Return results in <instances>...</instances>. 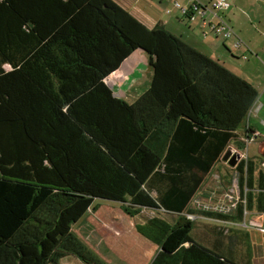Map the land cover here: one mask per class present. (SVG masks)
Returning <instances> with one entry per match:
<instances>
[{"label":"trees","instance_id":"16d2710c","mask_svg":"<svg viewBox=\"0 0 264 264\" xmlns=\"http://www.w3.org/2000/svg\"><path fill=\"white\" fill-rule=\"evenodd\" d=\"M136 50L148 54L152 76L129 103L107 81ZM258 95L219 60L114 0H0V264L67 256L104 264L72 230L96 198L130 215L177 213L176 225L159 215L136 225L158 246L149 264H251L232 246L220 253L195 240L181 213L240 221L245 210L264 211L255 158L232 167L235 207H188ZM153 177L166 182L163 194L149 188ZM242 240L250 246L247 232Z\"/></svg>","mask_w":264,"mask_h":264},{"label":"crops","instance_id":"0c3cea01","mask_svg":"<svg viewBox=\"0 0 264 264\" xmlns=\"http://www.w3.org/2000/svg\"><path fill=\"white\" fill-rule=\"evenodd\" d=\"M120 6L128 10L132 15H134L137 19H139L142 23H144L147 27H154L156 25H163L166 29H168L173 34L179 36L182 40L186 41L190 45L196 47L203 53L219 60L226 66L229 70L234 72L237 75L248 79L241 74L239 71V64L231 63L225 58L224 51L222 50L220 44L217 40L208 37V33L206 35H201L198 26H201V19L199 16H196L194 20H189L185 16L187 23L182 22L178 14L176 13V8H174L172 2L170 0H114ZM194 0H182L179 2L182 6L189 7ZM201 3L208 4L211 0H197ZM231 2L229 8L221 12L223 18L232 26L233 31L235 33V37H239L242 40V45L238 48L239 51L236 53L240 56H245L246 53L252 57L253 55L258 57H264V0H228ZM207 16V15H206ZM179 23V25H178ZM201 28H203L201 26ZM205 31V30H204ZM217 37V36H216ZM215 37V38H216ZM234 37V38H235ZM233 38V39H234ZM225 44V46H224ZM222 45L225 47L227 53L231 55L233 59H238L237 56H233L230 49L226 46L227 43L223 40ZM144 53V55L139 53ZM147 61L148 63V54L143 50H136L132 52L120 65V67L114 71V73H118L119 79L116 83H114L115 95L126 100L127 102H133L141 93H143L148 86L150 85V80L152 76V70H146L144 68L143 73L138 75V63L141 61ZM240 72V73H239ZM131 76H135L132 82H130L129 78ZM264 80V77L261 78ZM135 85H132L134 84ZM253 85V84H252ZM254 86V85H253ZM255 87V86H254ZM262 87L264 88V81L262 83ZM123 88V89H122ZM136 88V89H135ZM256 88V87H255ZM257 89V88H256ZM136 90V91H135ZM258 91V90H257ZM127 95V96H126ZM261 100L263 103L261 105L256 106V110H259V107H264V95H262ZM256 103V102H255ZM254 103V104H255ZM254 108V105L253 107ZM250 109V111L252 110ZM264 124V121H261ZM250 127L251 130L257 131V128L254 124L248 123L245 124L244 127ZM246 127V128H247ZM239 128L236 130V134L239 136L238 140H242L245 135V129ZM224 153V152H223ZM223 156V155H222ZM226 161L223 159L221 162L217 161L212 170L216 167H222L224 174L218 172V176L215 180L217 184L220 186V194L218 195L216 201L222 199L224 188L223 177L226 176L227 169L223 166ZM222 163V164H221ZM212 170L210 173H212ZM149 188L154 189L157 186L160 188V192L163 194L165 189L164 186L167 185L164 182L161 186L159 183H156V179L151 178L149 180ZM202 192L199 189L194 196L192 197L188 207L189 208H201V206H193V199L200 195ZM213 198V197H212ZM116 202V201H113ZM94 203V202H93ZM118 204L117 207L111 208L110 206L96 205L95 209H88L86 213L77 221L76 227L72 226V230L78 237L92 250L94 251L100 258L104 253L102 246L105 249V253L113 252L115 249L117 250H128V255L132 256L129 259L124 257V261L126 264H138V249L142 253L147 254V251L150 253H156L158 250V246L142 236L138 230L136 225L138 223L144 221H138V215L141 214L144 210H149V208H141L140 212L135 213L134 215H130L126 213L122 208L121 202H116ZM227 203V201L225 202ZM197 204H199L197 202ZM137 208V207H135ZM158 213H166L163 210H155ZM169 216L177 217V213L168 212L166 213ZM185 214L187 217L192 216L194 218H204L208 220L219 221L222 224H208L206 222H202L200 227L198 228L199 234H196V237H193L195 240L200 243L206 245L207 247L217 250L220 253L227 252L229 247L232 246L235 250L237 245L244 244L242 240V235L247 232L249 237V243L251 241L255 242L257 245L263 244L264 235L255 228L249 227V230H244L243 227L238 226L237 223L239 220L234 221H223L219 219L209 218L203 215H190ZM158 215V214H157ZM152 216V215H151ZM141 218V217H140ZM247 223L250 225H254L257 223H261L264 225V211H257L256 209L250 210L246 217ZM194 222V221H193ZM223 224L231 225L229 227L230 235L228 237L223 236V228L226 227ZM251 231L255 233L254 237L251 236ZM230 236H234V238H229ZM231 240H234L231 243ZM150 241V242H149ZM95 242V243H94ZM253 242V243H254ZM254 243V244H255ZM250 247V246H249ZM248 247V248H249ZM132 248L130 251L129 249ZM246 248V247H245ZM263 251V248H262ZM122 252V251H121ZM142 253V255H143ZM236 254V253H235ZM238 259L245 260L248 257V254L245 257H240L237 255ZM63 260H68L70 264H83L74 256H67L62 258L58 264H62ZM251 264L252 258L250 257ZM79 261V262H78ZM264 261V257H263ZM67 264V262H65Z\"/></svg>","mask_w":264,"mask_h":264},{"label":"rangeland","instance_id":"374dc122","mask_svg":"<svg viewBox=\"0 0 264 264\" xmlns=\"http://www.w3.org/2000/svg\"><path fill=\"white\" fill-rule=\"evenodd\" d=\"M180 1H182V0H180ZM176 13L178 14V17L182 22L185 21L184 23H187L186 19L181 15V13H179V11L177 9H176ZM205 18L210 19L211 16L208 14ZM178 25H179V23H178ZM197 28H198L200 34L203 36H204V33H203L204 30L208 31V29L201 28V26H198ZM208 37L213 38L214 40L218 41L222 50L224 51L225 58H227V60L231 63L239 64L240 65L239 71L241 72V74L244 75L248 79V81L257 88L258 93H259L258 99L256 100V103L254 104V108H252V110L249 111L248 116H246L245 120L240 125L239 130L240 129L244 130V128L247 127V126L244 127V125L245 124L247 125L250 122L256 126L257 131L259 133H261V136H263L264 135V124H262L261 121H264V107H263V109H262V107H259V110H256V108H257L256 106L261 105V103H263L261 100V97H262V95H264V88L262 87V83L264 80H261V78L264 77V57H260V56L256 57L253 55L252 57L250 56V58L247 61L246 58L249 57L248 53L245 54V57L237 55L236 53L239 51V49L235 48L233 46V43H231L233 41V38H234V36H232L231 39L229 38L225 42L228 45L226 47L230 49L232 55L238 57V59H233L231 57V55L229 53H227L228 51L225 49V47L222 45L223 38L221 36L216 37V35L213 32H209ZM139 54L144 55L143 52L139 53ZM3 67L5 69H9V65H7V64H4ZM144 68H146L147 71L151 70V67L149 66L147 61L144 62L142 60L141 62L138 63V75L140 73H143ZM134 77L135 76H131L129 78L130 82H132L134 80L133 79ZM112 81H114V80H112ZM112 81L108 80L107 82L111 86L113 92L115 93V88L113 87L114 85L112 84ZM116 82L117 81L115 80V83ZM132 85H135V83ZM261 138L262 137H260L258 139H254L251 142H247V144H245L243 140H238V141L233 140L228 144V146L224 152H227L228 150L235 148L242 154L246 153L248 158H255L256 160H258L257 162L259 164V167L264 168V165L262 164L264 162V141H262ZM239 142H241L243 144V146L244 145L245 146L239 147V145H238ZM221 160H222V157L219 159V162H221ZM223 166L227 169V171H225L226 176H224L222 179L223 183H224L223 191L225 190V192H228L230 194L233 190L234 195L238 196V194L236 193L237 188H238L237 187L238 186L237 185V173L235 172V170L231 166H229L227 164V162H225V164ZM222 169H223L222 167H216L212 170V173L209 172V174L207 175V177L205 178L204 182L201 185L200 190L202 193L192 200L193 206H201V208H207V209H213V210H218L217 208H219L221 210H229L230 202L226 203V205L223 208L222 206H218L217 201H216L218 195L220 194V190H219L220 186L215 185V184H217V181L215 183V180L218 176V172L224 174V171ZM197 202L199 204H197ZM93 205H95V206L100 205L101 207L110 206L111 208H115L118 206V204L116 202L105 200V199H100V198L94 199ZM157 214L159 216H161L162 218L166 219L169 223H171L173 225H176L179 222V218H177V217L169 216L166 213L160 214V213H158L152 209H150V211L144 210L141 214H139L138 215V221H144V219H146L148 216L157 215ZM188 218H190L192 221H194L193 226H192V231H191L193 237H196V234H199L198 228L200 227L202 222H206L208 224H222L219 221L208 220V219H204V218L198 219V218H194V217H190V216H188ZM76 225L77 224H74L73 227H76ZM223 225L227 226V229H226V227H223V236L228 237V235H230V230L228 228L231 225H229V224H223ZM243 229L246 231L249 230V228H243ZM253 232L254 231H251L252 237H254V235H255V233H253ZM253 242L251 241L249 248H248V246H247V248H245L244 244L237 245L235 248V252L240 257H245L248 254V256H250L252 258V264H264L262 247H261V245H257L255 242H254L255 243L254 244ZM100 249H102L104 252L102 254V257H103L102 259L104 261V264H126L124 261V257L127 259L132 257V256L128 255L127 249H124V250L115 249L113 252L108 251L109 253H105V249L103 248V246ZM131 249L132 248H130L129 250L132 251ZM142 253L138 249V264H149L155 255L154 253H150V251H147V254L143 253V255H142ZM65 262H67V264H70L68 260H63L62 264H65Z\"/></svg>","mask_w":264,"mask_h":264},{"label":"built area","instance_id":"2783aa9c","mask_svg":"<svg viewBox=\"0 0 264 264\" xmlns=\"http://www.w3.org/2000/svg\"><path fill=\"white\" fill-rule=\"evenodd\" d=\"M170 1L172 2L174 8H176L179 11V13H181L182 16H185L189 20H194L196 16H199L201 19V26L205 29H208V31L205 30L203 32L204 35H206L209 32H213L216 36H221L224 41H227L229 38L231 39L232 36L235 37V33L232 29V26L223 18L221 14V12L229 8V6L231 5V2H229L228 0H211L208 4H204L201 3L200 1L194 0L189 7L182 6L179 0H170ZM208 14L211 16L210 19L205 18L206 15ZM232 43L235 48H239L242 45V40L239 37H235ZM246 129H249V127H247ZM260 137H262L261 139L262 141H264V135L261 136V133H259L258 131L251 130L249 133L244 135L242 140L244 141L245 144H247V142H251L254 139H258ZM235 152L238 153L239 151L235 148L231 149V153H235ZM239 156H240L239 160L241 158L244 159L248 158L246 153L242 154L239 152ZM262 164L264 165V162ZM262 169L264 170V168ZM236 193L238 194V188ZM238 199H239V194L238 196H235L233 190L230 194L228 192H224L222 199L217 201V205L222 206L224 208V206L226 205L225 202L227 201V203L230 202V206H229L230 208L235 207ZM217 209L221 210L219 208ZM247 215H248V211L245 210L243 213L242 220L238 221L237 225L243 228H249V227L255 228V230L261 232L264 235V225L261 223H257L254 225L248 224L246 219Z\"/></svg>","mask_w":264,"mask_h":264},{"label":"water","instance_id":"95a60500","mask_svg":"<svg viewBox=\"0 0 264 264\" xmlns=\"http://www.w3.org/2000/svg\"><path fill=\"white\" fill-rule=\"evenodd\" d=\"M239 153H231V150L224 152L222 159L227 162V164L231 167H234L239 161Z\"/></svg>","mask_w":264,"mask_h":264},{"label":"bare ground","instance_id":"6f19581e","mask_svg":"<svg viewBox=\"0 0 264 264\" xmlns=\"http://www.w3.org/2000/svg\"><path fill=\"white\" fill-rule=\"evenodd\" d=\"M232 43V42H231ZM118 79H119V76H118V73H114L112 76H111V78H108V80H116V81H118ZM113 82L114 81H112V84H113Z\"/></svg>","mask_w":264,"mask_h":264}]
</instances>
